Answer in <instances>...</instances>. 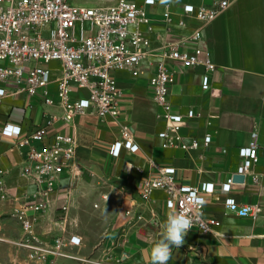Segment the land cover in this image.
Returning <instances> with one entry per match:
<instances>
[{
	"label": "crops",
	"instance_id": "0c3cea01",
	"mask_svg": "<svg viewBox=\"0 0 264 264\" xmlns=\"http://www.w3.org/2000/svg\"><path fill=\"white\" fill-rule=\"evenodd\" d=\"M108 4L113 0H84ZM82 0V2H84ZM213 0H156L148 6L153 17V37L192 35L198 20L184 14L186 4L211 6ZM167 7L172 20L164 19ZM186 18L187 24H180ZM155 39V43L157 40ZM198 44L212 52L218 69L209 72L211 87L204 89L205 68L184 62H168L175 71L171 98L175 110L185 116L186 136L203 138L212 134V142L197 150L179 146L164 147L158 131L164 122L157 116L158 106L148 86L153 67L132 77L129 70H116L124 92L120 104L122 120L132 128L141 149L111 154L113 142L121 136L120 120L97 114H76L66 118L65 108L47 104L40 95L16 92L0 102V166L4 169L5 198L0 197V264H35L17 241L23 236L21 223L11 211L26 201L34 191L31 180L22 174L28 147H20V136H5L7 123L31 131L56 118L50 131L74 134L76 156L60 175L50 204L39 215L36 230L44 240L55 235L81 238L79 245L66 250L78 256L121 258L123 264H151L149 249L160 238L168 214L164 206L166 191L155 190L149 201L141 195L142 166L146 174L156 170L154 164L176 167L177 180L187 184L213 181L214 193L207 195L205 211L222 220L220 234L194 227L179 249H173L168 264H264V0H232L215 20L202 27ZM73 99L75 94H73ZM189 109L198 116L187 117ZM258 132L259 159L244 181H235L231 192L222 183L238 171L243 163L241 146L248 145L252 132ZM154 163V164H153ZM128 165L132 166L128 170ZM258 176V180L254 179ZM257 210L256 217L239 216L225 206L227 196ZM108 199L106 200V197ZM68 203L66 216L61 207ZM106 209V211H105ZM58 264H84L78 259L62 257Z\"/></svg>",
	"mask_w": 264,
	"mask_h": 264
},
{
	"label": "built area",
	"instance_id": "2783aa9c",
	"mask_svg": "<svg viewBox=\"0 0 264 264\" xmlns=\"http://www.w3.org/2000/svg\"><path fill=\"white\" fill-rule=\"evenodd\" d=\"M232 0H213L211 6L186 4L184 14L199 22L192 35L153 37L155 24L148 6L156 0H113L111 3H75L73 0H0V102L17 90L27 95H40L47 104L59 103L66 110V118L76 114L94 113L105 118L112 116L122 123L121 136L111 147L113 156H120L123 149L137 152L141 149L132 128L122 120L120 104L124 96L119 86L116 70H129L138 78L145 64L153 67L148 86L158 106V118L164 122L158 131L161 144L197 150L212 142V134L203 138L187 137L184 132L185 116L175 110L171 88L175 71L168 62H184L205 68L202 87H211V75L218 66L212 52L202 48L198 41L202 27L215 20ZM167 7L164 19L172 20ZM180 24L186 25L184 17ZM155 39L157 43H155ZM73 94L75 98L73 99ZM189 109L188 118L198 116ZM56 116L31 131H24L18 124L3 126L5 136H20L17 144L28 147V158L22 174L34 185L26 201L11 211L24 230L17 241L27 251L35 264H58L62 257L78 259L84 264H123L121 258L78 256L66 250L69 244L79 245L81 238L72 235H55L44 240L36 230L39 215L48 207L56 190L61 173L71 166L76 156L77 138L64 132L51 133ZM258 132L253 131L248 145L239 148L243 163L239 173L249 172L259 159ZM154 164V163H153ZM156 170L146 174L142 166L141 195L149 201L158 189L166 191L164 206L167 214L183 210L193 217L192 228L220 234L222 220L205 211L207 195L216 190L213 181L187 184L177 180L176 167L154 164ZM5 172L0 166V197L7 196ZM257 181L258 176L254 175ZM235 181L230 175L222 190L232 191ZM106 197V196H105ZM225 206L239 216L256 217L257 210L249 204H240L234 196H227ZM68 203L61 207L66 216Z\"/></svg>",
	"mask_w": 264,
	"mask_h": 264
},
{
	"label": "clouds",
	"instance_id": "9594fccd",
	"mask_svg": "<svg viewBox=\"0 0 264 264\" xmlns=\"http://www.w3.org/2000/svg\"><path fill=\"white\" fill-rule=\"evenodd\" d=\"M131 168L132 166L128 165L129 171ZM193 223V217L183 210L170 212L161 226L160 238L153 242L149 249L151 264H168L173 258V249L184 245L185 237L192 229Z\"/></svg>",
	"mask_w": 264,
	"mask_h": 264
},
{
	"label": "water",
	"instance_id": "95a60500",
	"mask_svg": "<svg viewBox=\"0 0 264 264\" xmlns=\"http://www.w3.org/2000/svg\"><path fill=\"white\" fill-rule=\"evenodd\" d=\"M233 179H234V181H244V179H245V173H239V172H237V173H235L233 175Z\"/></svg>",
	"mask_w": 264,
	"mask_h": 264
},
{
	"label": "rangeland",
	"instance_id": "374dc122",
	"mask_svg": "<svg viewBox=\"0 0 264 264\" xmlns=\"http://www.w3.org/2000/svg\"><path fill=\"white\" fill-rule=\"evenodd\" d=\"M75 3H81L82 2V0H73ZM84 1V0H83ZM84 3H86L85 1H84ZM109 257V256H108ZM102 258H106V257H101V258H99V259H102Z\"/></svg>",
	"mask_w": 264,
	"mask_h": 264
}]
</instances>
